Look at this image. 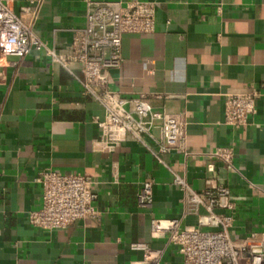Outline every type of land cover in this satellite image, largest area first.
<instances>
[{
	"label": "crops",
	"instance_id": "obj_1",
	"mask_svg": "<svg viewBox=\"0 0 264 264\" xmlns=\"http://www.w3.org/2000/svg\"><path fill=\"white\" fill-rule=\"evenodd\" d=\"M140 1L156 4L155 30L123 36L122 65L109 73V89L184 114L185 153L163 155L164 166L130 136L115 151L100 149L96 121L105 109L85 90L79 65L68 70L45 50L0 59V264H181L168 235L151 226L152 219L197 224L195 215L184 216L175 174L197 191L229 186L234 233L264 234V0ZM11 8L18 15L29 9L25 19L36 35L66 55L87 3L14 0ZM251 89L259 96L249 125H225V96ZM222 147L234 149V169L210 157ZM211 162L214 173L207 170ZM47 170L89 176L99 220L34 227L29 214L42 206L37 177ZM147 179L154 182V204L142 208L137 198ZM133 244L160 256L149 259Z\"/></svg>",
	"mask_w": 264,
	"mask_h": 264
},
{
	"label": "built area",
	"instance_id": "obj_2",
	"mask_svg": "<svg viewBox=\"0 0 264 264\" xmlns=\"http://www.w3.org/2000/svg\"><path fill=\"white\" fill-rule=\"evenodd\" d=\"M13 1L0 0V59H22L32 50H45L53 62L68 70L79 65L85 90L105 109L104 119L96 121L102 130L100 149L115 151L130 136L164 166L167 163L163 155L172 151L185 153L188 122L184 114L159 111L144 96L124 98L109 89V73L122 65L123 36L154 32L155 3L86 0L85 23L74 31L70 53L65 55L47 48L34 32V24L25 19L29 9L18 15L11 8ZM258 96L256 89L226 95L223 123L236 129L248 126L256 113ZM210 157L234 169L233 148H218ZM207 170L215 172L213 162ZM37 182L42 187V206L29 214L34 227L53 230L83 219L99 220L95 205L98 196L89 176L47 170L39 174ZM174 183L183 193L184 216L195 215L197 224L186 225L176 218L164 225V220L152 219L151 226L155 234L168 235L169 243L182 255L181 264H264V234L241 236L234 233L235 205L229 186L197 191L178 174L174 175ZM137 200L142 208L153 206L152 180L143 182ZM132 249L144 251L149 259L160 256L145 244H133Z\"/></svg>",
	"mask_w": 264,
	"mask_h": 264
}]
</instances>
